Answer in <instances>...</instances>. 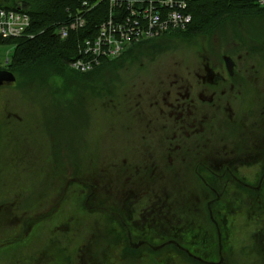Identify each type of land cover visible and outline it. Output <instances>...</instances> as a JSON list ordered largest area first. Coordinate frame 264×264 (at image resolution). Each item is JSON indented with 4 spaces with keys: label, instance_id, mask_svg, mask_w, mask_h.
I'll return each mask as SVG.
<instances>
[{
    "label": "rangeland",
    "instance_id": "obj_1",
    "mask_svg": "<svg viewBox=\"0 0 264 264\" xmlns=\"http://www.w3.org/2000/svg\"><path fill=\"white\" fill-rule=\"evenodd\" d=\"M249 24L260 27L248 29L254 36L240 31L241 25ZM224 25L208 36L163 32L132 40L118 53L99 58L87 70L96 71L87 74L45 63L21 67L15 70L14 84L0 86L1 178L11 177L13 173H8L21 159L25 167L21 180L34 186L26 189L42 196L50 187L45 200L39 197L40 210L59 197L67 171L83 180L72 182L52 218L40 223L43 227L53 221L54 230L33 232L18 247L3 245L0 264H264V246L253 235L259 226L257 214L246 215L239 202L245 191L232 187L233 198L227 197L199 167L198 174L222 192L215 198L210 187L187 168L189 163L182 165L178 154L168 151L169 139L155 128L164 120L160 110L170 109L164 98L173 100L181 84L198 82L196 74L204 70V61L209 67L224 66L223 56L236 53L234 41L256 40L263 43L264 53V17H242ZM233 33L236 38L229 39ZM26 35L30 34L23 30L3 37ZM148 39L152 40L126 53ZM13 49L12 44L0 45V69L9 70ZM242 59L241 66L246 60ZM103 60L107 62L102 64ZM247 65L264 73L263 58H248ZM178 97L190 98L181 90ZM210 125L202 156L218 152L232 136L222 111ZM239 173L256 179L254 172ZM90 193L93 197L87 199ZM129 200L135 202L130 205ZM209 200H214L211 206ZM182 203L192 206L187 215ZM255 205L250 203L249 210ZM140 206L146 215L144 225L134 211L139 212ZM121 219L128 222L135 240L148 235L151 247L130 245ZM9 237L8 231L0 235L3 241ZM198 256L205 261L197 260Z\"/></svg>",
    "mask_w": 264,
    "mask_h": 264
},
{
    "label": "flooded vegetation",
    "instance_id": "obj_2",
    "mask_svg": "<svg viewBox=\"0 0 264 264\" xmlns=\"http://www.w3.org/2000/svg\"><path fill=\"white\" fill-rule=\"evenodd\" d=\"M256 26L260 30L258 25L249 24L246 27L241 25L240 31L242 30L245 36L248 33L254 36L252 30L250 32L248 29H253ZM235 35L236 33L230 34L229 39L236 38ZM250 43L238 44L234 41L232 45L237 54L224 55V66L222 67H209L208 61H204V70L196 74L198 82L181 84L179 91L176 92L177 96L173 100L167 101L164 98L166 107H170V109L168 111L160 110L162 114L165 113L164 120L155 128L169 139L168 151L178 154L182 165L188 162L187 168L193 171L206 186L210 187L215 193V198L219 199L223 190L227 197L233 198L234 190L230 189L232 187L245 191L246 194L239 197V202L245 207L246 215L248 213L249 215L257 214L256 223L259 226L253 235L255 234L260 244L264 246V73L261 69L247 65L248 58L264 59V53L260 51L263 43H258L256 40ZM226 57L230 67L226 64ZM242 58L246 59L243 61V66L240 62ZM180 90L181 92L184 91L185 96H190V98L180 100L178 97ZM221 111L227 125L232 127L230 128L232 136L227 139L218 152L216 149V151L202 156L200 151L206 147L205 144L208 140V132L206 131L209 126H212L210 125L211 120H215ZM1 127L0 121V134ZM176 137L178 138L175 139ZM1 151L0 149V157H2L0 158V169L2 170L3 151ZM180 151L181 153H179ZM216 152L219 155L213 154ZM20 161L15 164L13 172L8 173H13L11 177L2 179L0 176V235H3L5 231L11 234V237L5 238L4 241L3 238L0 239V260L3 259V252L1 251L3 245L17 244V247L23 245L22 241L28 235L33 232L39 233L40 229L47 228V232H52L56 226L53 221L50 222L49 226L43 227L40 226V223L52 218L55 214L56 204L62 198L64 199L67 194L69 195L72 182H83L79 176H71L67 171L65 175L68 176L65 183L57 194L59 197L53 198L51 207L40 210L42 202H40L39 197L45 200L50 187L42 196L35 189H26L25 187L32 185H27L28 181L24 183L21 180L25 167L20 165ZM189 165L192 168H189ZM199 167L213 178L212 183L222 187V192L211 186L212 184L204 175L200 172L198 174ZM238 171L254 172L256 179H250ZM32 187L34 188V186ZM27 192H29L28 195L23 197V193ZM29 196L31 197L28 198ZM91 197H93V193H90L87 199ZM129 202L132 205L135 201L129 200ZM213 202L214 200H209L208 204L211 206ZM250 203L256 204L252 210H249L251 208ZM135 205L139 206V204ZM140 209L142 206L139 207V212L138 210L134 211L135 214H138L139 223H142L145 221L146 215L144 216ZM209 213L211 217L210 209ZM133 215H130V219H133ZM118 218H120L119 215ZM212 220L216 222L214 218ZM120 224L126 229L130 245L137 247L146 244L151 247V239L148 235L139 236L135 240L128 222L121 219ZM133 224L135 223L132 222ZM142 225L144 224L142 223ZM218 234L220 235V233ZM221 247L222 244L220 243L219 248L221 249ZM154 248L155 246H152V249ZM79 250L81 251L80 247ZM219 257L220 262H222L223 258L221 255ZM196 259L205 261L199 256ZM210 264L218 263L211 261Z\"/></svg>",
    "mask_w": 264,
    "mask_h": 264
},
{
    "label": "trees",
    "instance_id": "obj_3",
    "mask_svg": "<svg viewBox=\"0 0 264 264\" xmlns=\"http://www.w3.org/2000/svg\"><path fill=\"white\" fill-rule=\"evenodd\" d=\"M85 2L88 4L85 5ZM0 7L25 12L30 20L26 31L31 37L26 35L13 38L0 35V45H14L8 58L9 70L14 74L21 67L44 63L51 66H69V61L77 56V42L93 37L108 15V4L102 0H0ZM187 11L191 14V21L184 29L162 35L208 36L226 22L242 17H264V0H188ZM79 12L85 16V25L78 30H71L66 38L61 39L57 32L58 27ZM151 40H143L129 48L126 53ZM106 62L103 60L102 64ZM92 71H96V68L81 73ZM181 210L183 215H187L192 206L182 203Z\"/></svg>",
    "mask_w": 264,
    "mask_h": 264
},
{
    "label": "built area",
    "instance_id": "obj_4",
    "mask_svg": "<svg viewBox=\"0 0 264 264\" xmlns=\"http://www.w3.org/2000/svg\"><path fill=\"white\" fill-rule=\"evenodd\" d=\"M102 1L108 4L106 19L99 25L93 37L77 42V56L69 61V66L81 69L82 72L96 65L99 58L118 53L132 40L183 29L191 20V14L187 11L188 0ZM84 25L85 17L79 12L72 15L67 23L61 24L57 32L59 36H68L72 28ZM28 26L27 13L0 7L1 36L17 35Z\"/></svg>",
    "mask_w": 264,
    "mask_h": 264
},
{
    "label": "water",
    "instance_id": "obj_5",
    "mask_svg": "<svg viewBox=\"0 0 264 264\" xmlns=\"http://www.w3.org/2000/svg\"><path fill=\"white\" fill-rule=\"evenodd\" d=\"M226 64L228 67H230V64L228 63V58H225ZM16 80V77L14 73L8 69H0V86L2 85H8V84H14Z\"/></svg>",
    "mask_w": 264,
    "mask_h": 264
}]
</instances>
